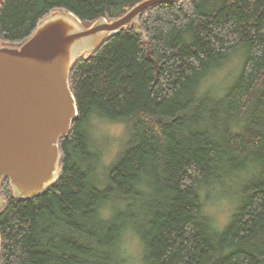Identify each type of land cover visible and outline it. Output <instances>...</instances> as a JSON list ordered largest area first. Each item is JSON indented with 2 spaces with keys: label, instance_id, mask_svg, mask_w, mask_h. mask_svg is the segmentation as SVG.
Here are the masks:
<instances>
[{
  "label": "trees",
  "instance_id": "obj_1",
  "mask_svg": "<svg viewBox=\"0 0 264 264\" xmlns=\"http://www.w3.org/2000/svg\"><path fill=\"white\" fill-rule=\"evenodd\" d=\"M143 1L3 0L0 44L20 47L54 12L88 29ZM238 54L232 85L206 89ZM68 84L77 117L59 180L30 199L0 181V264H123L128 236L142 264H264V0L160 4L77 61ZM98 120L125 129L108 166L88 138ZM251 171L218 233L203 196Z\"/></svg>",
  "mask_w": 264,
  "mask_h": 264
},
{
  "label": "water",
  "instance_id": "obj_2",
  "mask_svg": "<svg viewBox=\"0 0 264 264\" xmlns=\"http://www.w3.org/2000/svg\"><path fill=\"white\" fill-rule=\"evenodd\" d=\"M175 1L146 0L88 29L71 13L58 11L41 20L20 47L0 44V181L9 180L16 198L39 196L61 176L58 143L77 117L68 84L75 63L121 30H137L141 14ZM5 206L0 198V214Z\"/></svg>",
  "mask_w": 264,
  "mask_h": 264
},
{
  "label": "rangeland",
  "instance_id": "obj_3",
  "mask_svg": "<svg viewBox=\"0 0 264 264\" xmlns=\"http://www.w3.org/2000/svg\"><path fill=\"white\" fill-rule=\"evenodd\" d=\"M241 55L232 57L220 70L215 71L206 81L205 88L222 91L230 87L237 77ZM203 91V90H202ZM217 95V94H215ZM124 125L98 120L92 123L88 138L102 155L104 166L110 165L118 155L124 143ZM257 172L242 174L238 182H226L223 186L210 190L203 196V211L220 233L230 223L242 198V190L249 184ZM125 261L123 264H142V245L137 238L128 236L124 242Z\"/></svg>",
  "mask_w": 264,
  "mask_h": 264
}]
</instances>
